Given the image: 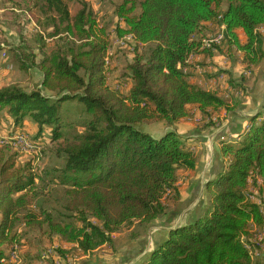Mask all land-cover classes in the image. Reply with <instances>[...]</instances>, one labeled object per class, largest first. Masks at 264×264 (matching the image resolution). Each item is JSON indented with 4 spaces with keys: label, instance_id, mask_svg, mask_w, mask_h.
Instances as JSON below:
<instances>
[{
    "label": "trees",
    "instance_id": "obj_1",
    "mask_svg": "<svg viewBox=\"0 0 264 264\" xmlns=\"http://www.w3.org/2000/svg\"><path fill=\"white\" fill-rule=\"evenodd\" d=\"M8 2L17 5L2 0L0 9ZM29 3L19 5L27 8ZM34 7L52 16L50 38L58 41L51 54L47 46L28 47L25 41L7 47L18 70L37 68L43 78L32 91L14 84L0 87V110L7 108L6 118L0 119V138L25 133L35 151L41 145L37 136L60 127L64 104H80L89 118L80 136L56 146L59 164L36 166L33 159L20 161L12 146H0V264L15 262L9 259L16 245L25 251L21 264H66L107 246L118 252L146 238L156 220L177 214L183 199L181 172L195 171L198 157L176 125L189 117L193 106L206 117L209 110H234L228 97L191 81L185 72L190 57L212 56L213 50L226 46L228 51L241 50L249 69L264 59L259 33L264 0H124L115 11L126 26L119 36L131 37L135 48L144 45L146 50L138 48L125 63L119 91L107 80L110 40L87 4L75 15L64 0H40ZM209 22L225 28V38L214 49L203 48L204 39L221 30L208 35L204 24ZM239 29L246 36L244 44ZM38 56L43 58L40 63ZM246 80L242 77L236 87H242V95L247 93ZM235 82L230 80L233 86ZM44 91L57 94L50 97ZM263 115L264 109L250 120L238 145L223 142L226 161L214 169L205 187L209 206L202 205L188 225L166 231L138 264H257L248 246L253 228L264 227V119L257 122ZM28 119L36 137L26 129ZM160 123L166 128L161 136L143 129ZM207 127L216 125L198 130ZM257 180L261 203L249 197ZM59 242L74 247L43 256L45 248Z\"/></svg>",
    "mask_w": 264,
    "mask_h": 264
},
{
    "label": "crops",
    "instance_id": "obj_2",
    "mask_svg": "<svg viewBox=\"0 0 264 264\" xmlns=\"http://www.w3.org/2000/svg\"><path fill=\"white\" fill-rule=\"evenodd\" d=\"M204 29L209 35L212 31L216 32L220 29V33L222 32L224 34L225 28L218 25V23L214 24L209 22L204 24ZM259 33L263 38L264 50V25L259 28ZM237 34L240 43L244 44L246 42L244 32L239 29L237 30ZM198 39H200V37H198ZM213 51L212 56L205 55L204 53L192 55L185 67V72L189 74L191 81L198 86L209 91H216L220 95L228 97L229 104L231 107H234V110L228 111L225 108H221L217 112L209 110L211 115L206 117L201 114V111L197 106H193L191 107L189 117H199L202 121L197 123L192 120L190 121L189 118H185L176 125L178 132L187 141L186 145L189 149L191 148L190 151L195 148H198V151L201 150L200 148H206L209 152V149H212L214 156L211 163H213L214 159V164L210 168L208 179H205V176L209 170L206 169L209 153L206 156L204 153L205 150H203L202 154L197 156V169L195 171L183 170L181 172L179 185L182 190L183 199L177 214H171L170 216L164 217L166 219L162 221L163 224H160V222L152 223L148 228L146 238L123 247V249L118 252H113V250L107 246L93 253L86 255L82 254L79 257L70 259L66 264H138L145 258L149 250V245L145 244L147 240L151 239V237L154 238L155 245L153 247L155 248L159 238L163 237L166 231L179 227L177 226V215V218H180L182 215L193 216L191 221L196 216L200 215L202 205H205L206 184L212 178V172L214 169L216 170L218 166L226 161V158L221 154L223 142L238 145L242 140V135L247 132L251 126L250 120L256 118L264 109V59L259 66L249 69L244 62V53L237 47L228 51L226 46H222L220 50L215 49ZM249 70H252L253 73ZM242 77L247 79L243 84V86L247 88V93L244 95L238 92L239 89L242 91V87L236 88L237 84L241 83L240 81ZM230 80L236 81L234 86L230 83ZM263 119L264 115L257 118V122H261ZM210 123H215L216 127H207V129L202 132L198 130L200 126H207ZM158 126H164V129H166L165 124L163 123L153 124L149 126V128L152 132L159 133L162 128H156ZM34 128H36L35 125L29 123L26 129L34 130ZM151 134L153 135V133ZM161 135L162 133L158 136ZM203 145L205 147H202ZM196 152L194 153L197 155ZM183 173H188L184 179L182 176ZM260 181L261 180H257L258 184H261ZM203 198L204 200H202ZM200 201L201 204L198 206L199 209L195 208L196 203H200ZM158 228L161 229L159 233H156L158 232ZM156 229L157 231L154 232ZM253 230L259 232V237L262 234L264 236V227H254ZM117 236L120 235L117 234L114 237ZM252 241H254V239H252ZM254 242L255 244H258L259 247L254 250V246L250 245L248 246V249L251 250L252 257L257 264H264V239L262 241L259 240V243L257 241ZM154 248H152V250Z\"/></svg>",
    "mask_w": 264,
    "mask_h": 264
},
{
    "label": "rangeland",
    "instance_id": "obj_3",
    "mask_svg": "<svg viewBox=\"0 0 264 264\" xmlns=\"http://www.w3.org/2000/svg\"><path fill=\"white\" fill-rule=\"evenodd\" d=\"M1 1L2 0H0V2ZM64 1L68 4L72 15H75L82 8L83 4H87L88 8H90V10L93 12L99 27L105 28L106 33L111 43L110 48H109V55L107 59L108 85L112 88L115 87V89L120 91V88H121L120 86H122V82L125 81L122 78L124 76L123 69L125 67V63L127 61H131L132 55L135 53L136 50H138V48L141 52L146 50V46L144 45H139L135 48L137 43L131 37L121 38L119 36V30L125 29L126 26L116 16L115 11L118 6L123 4L124 0H64ZM14 2L17 3L16 6L8 2L7 6L4 9H0V39L2 40L1 42L4 43L3 44L4 50L2 52L0 51V87L9 85V84H14V85L21 86V88L26 91H32V90L37 89L38 86H40L42 82V78H43L42 74L37 68H35L34 70L32 69L28 72L18 70L17 67L13 64L12 59L9 57V54L7 52V47L10 49L11 47L19 45L20 42L23 43L25 41L28 47L29 46H32V47L42 46V48H44V46H47L46 52L51 54L50 49L52 48V44L58 41V40H54L50 38V34L53 33L54 31L53 27H51L50 25L55 24V23H53V20H51L52 19L51 15L48 16L44 14L42 11H40L39 9H37L36 7H34L35 4L40 3V0H30V3H29L30 6L27 8H24V6L19 5V4H23V0H14ZM223 8L226 9L227 5L225 4ZM13 9H17V12ZM6 13H9V16L6 19L1 18V15L6 14ZM218 33H220V31ZM222 35L224 36L225 34L222 33ZM64 37L61 36V39H64ZM213 38H214V35L209 38L204 39L203 48L214 49ZM63 43H59L58 47L64 48L65 44ZM28 51H31V50H28ZM50 54H47V55H50ZM42 59H43L42 56L40 57L38 56L36 59L37 63H40ZM44 94L50 97L51 96L55 97L54 94H57V93L44 91ZM5 113H7V108L0 110V119L6 118L4 116ZM60 113L62 116L60 120L61 121L60 127L59 128L53 127L51 131L50 130L46 131L41 136H37L39 138H36V139H38L41 145L39 144L40 146H37L38 149L37 150L35 149L36 153L33 149L29 148V147L34 148V146L31 144L29 137L25 133L19 134L16 136L0 138V146L1 145L12 146L13 149L18 150L16 152L19 156L20 161H23V162L32 161L33 159V164L36 166L38 165L49 166L50 164L61 163L62 160L54 153L56 146L60 145V143H63L65 141H73L78 136H80L85 130V123L87 119L89 118V115L86 113V111L80 104L75 103V102H69V103L64 104L61 108ZM188 118L190 121L192 120L197 123L202 121V119H199V120L192 119V116ZM26 122L32 123V121L29 119ZM156 128L158 129L162 128L160 129L161 132L154 133L150 130L149 126L143 127L145 131H148L149 133H153V135L158 137V135L163 133L165 129H164V126H158ZM30 133L32 137H36L37 135V131L35 130V128L34 130L31 129ZM55 135H57L58 138H55V140H53V138L56 137ZM17 143L21 144V146ZM202 147H205V146L203 145ZM200 149L201 150L198 151V148H195L192 151L193 152L198 151L196 152L197 156L201 155L203 150H205L204 153L206 156L209 153L207 157L208 162L206 165V169H209V170L207 171L206 176H205V179H208L210 175V168L214 164V159H213V163H211L214 153L211 148L209 149V152L206 150V148L204 149L200 148ZM51 150L53 151L54 154L52 153ZM188 173H183L182 175L183 179L185 178V176L188 175ZM258 185L259 184L256 183V186L254 185V187H251L249 191V197L252 201H256V188L255 187H257ZM202 200H204V198ZM201 201L200 203L198 202L196 203L197 207L195 206V208H198V206L201 204ZM204 203H205V206H209V202L207 198H205ZM258 203H261V202H258ZM177 216H176V219L178 221L177 226L179 227L188 225V223H190L191 219L193 218V216H189V215L188 216L182 215L180 218H177ZM165 219L166 218H162L154 223L160 222V224H163L162 221H164ZM160 229L161 228H158V232H156L157 229L154 232L159 233ZM253 232H254V237H253L254 241H257L259 243V240L262 241L264 239V236L262 234L263 232L261 233L262 235L260 237H259L260 234L258 231H253ZM121 237L118 240L119 243H122L123 241ZM149 240L145 242L146 245H149L148 252L152 250V248H154L153 246L155 245L154 238L151 237V239ZM254 241H252V245L254 246V250H256L259 246L258 244H255ZM119 243L117 244L118 247H120ZM16 247L17 248H14L15 250L14 254L16 255L17 253L18 258H14L12 254L13 252L11 251L9 263H11V259H12L13 261H15L13 262V264H21V260H22L21 258H22V255L25 254L24 253L25 251L21 253L22 250H20L19 246L16 245ZM61 247L63 249H70V248H73L74 246L72 244H62L61 242L53 244L51 246L49 245L48 246L49 249L45 248L43 256L51 255L53 254L52 249H57ZM48 250H49V253H48Z\"/></svg>",
    "mask_w": 264,
    "mask_h": 264
},
{
    "label": "built area",
    "instance_id": "obj_4",
    "mask_svg": "<svg viewBox=\"0 0 264 264\" xmlns=\"http://www.w3.org/2000/svg\"><path fill=\"white\" fill-rule=\"evenodd\" d=\"M223 39H224V36L222 35V32L215 34L214 38H213V47L215 48V45L221 44ZM192 119H198L199 120L201 118L192 116ZM17 144H19V143H17ZM19 145L21 146V144H19ZM29 148L34 149L33 147H29ZM255 188H256V201L257 202H262V197H261L260 191H259V189L257 187H255ZM13 257L14 258H18V255H15L13 253Z\"/></svg>",
    "mask_w": 264,
    "mask_h": 264
},
{
    "label": "bare ground",
    "instance_id": "obj_5",
    "mask_svg": "<svg viewBox=\"0 0 264 264\" xmlns=\"http://www.w3.org/2000/svg\"><path fill=\"white\" fill-rule=\"evenodd\" d=\"M20 137V136H19Z\"/></svg>",
    "mask_w": 264,
    "mask_h": 264
}]
</instances>
